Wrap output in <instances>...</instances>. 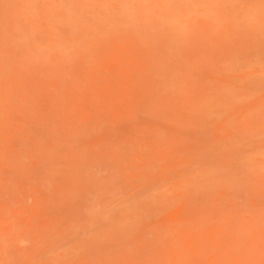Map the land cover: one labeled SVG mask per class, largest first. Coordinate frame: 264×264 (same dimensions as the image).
Here are the masks:
<instances>
[{"label": "rangeland", "instance_id": "rangeland-1", "mask_svg": "<svg viewBox=\"0 0 264 264\" xmlns=\"http://www.w3.org/2000/svg\"><path fill=\"white\" fill-rule=\"evenodd\" d=\"M0 264H264V0H0Z\"/></svg>", "mask_w": 264, "mask_h": 264}]
</instances>
